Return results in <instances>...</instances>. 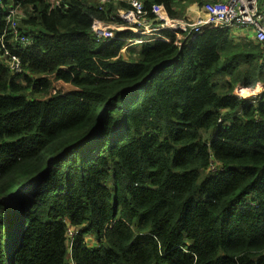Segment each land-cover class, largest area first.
Listing matches in <instances>:
<instances>
[{
    "label": "trees",
    "instance_id": "16d2710c",
    "mask_svg": "<svg viewBox=\"0 0 264 264\" xmlns=\"http://www.w3.org/2000/svg\"><path fill=\"white\" fill-rule=\"evenodd\" d=\"M142 1L159 24L206 15ZM15 2L33 44L0 17V264H264L262 44L208 24L128 56L127 2Z\"/></svg>",
    "mask_w": 264,
    "mask_h": 264
},
{
    "label": "built area",
    "instance_id": "2783aa9c",
    "mask_svg": "<svg viewBox=\"0 0 264 264\" xmlns=\"http://www.w3.org/2000/svg\"><path fill=\"white\" fill-rule=\"evenodd\" d=\"M50 1L58 7L64 0ZM123 1L131 5L128 13L131 17V23L141 29V41L163 38L162 31L165 29L179 30L189 37L200 33L204 26L215 24L220 28H229L237 32L251 28L253 38L261 43L264 48V7L260 5L261 0H211L212 2L208 1L209 5L206 10L210 12L208 16H199L193 21L172 18L160 24L157 19L149 15V11L145 8L142 0H92L91 3H95L99 10L104 11L110 5L117 6ZM0 17L6 22L8 34H10V45L15 47L18 44L21 47H27L33 44L32 37L22 26L21 21L26 17V13L21 5L16 2L8 5L0 0ZM94 36L98 42L106 41L105 33L102 31H96ZM2 58L13 74L23 72L21 57L13 51L11 46L3 44ZM238 97L240 99L246 98L242 94H238ZM258 99L259 95L252 93L248 103H256ZM211 167L215 169V163H212ZM67 232L70 246H72L73 239L79 230L76 227H69Z\"/></svg>",
    "mask_w": 264,
    "mask_h": 264
},
{
    "label": "rangeland",
    "instance_id": "374dc122",
    "mask_svg": "<svg viewBox=\"0 0 264 264\" xmlns=\"http://www.w3.org/2000/svg\"><path fill=\"white\" fill-rule=\"evenodd\" d=\"M83 1H87L88 3H90L92 0H83ZM207 1L208 0H206V2ZM14 2H15V0H9L8 3H6V4L11 5V4H14ZM203 2H205V0H203ZM210 2H212V1H210ZM185 4H189V8H191V7H194L197 4V2L195 0H189V1L186 0L185 3H183V5H185ZM260 5H261V7H264V0H261L260 1ZM189 8H186L185 10H188ZM24 11H25V8H24ZM205 12H206V15L207 16L210 15V12L209 11H205ZM251 30L252 29L250 28L248 30H241V32L235 31L236 34H237L236 37L238 39H240V40L247 39L249 41H254L255 39L253 38V35L251 34ZM102 43H105V42H102ZM85 239H86V243H87L88 247H90L92 249L98 247L99 244H100L99 239H97L95 236L86 235L85 236Z\"/></svg>",
    "mask_w": 264,
    "mask_h": 264
},
{
    "label": "crops",
    "instance_id": "0c3cea01",
    "mask_svg": "<svg viewBox=\"0 0 264 264\" xmlns=\"http://www.w3.org/2000/svg\"><path fill=\"white\" fill-rule=\"evenodd\" d=\"M196 2H197V0H195ZM208 1H211V0H208ZM208 1L206 2V0H205V2H204V5H203V9H204V11H206L207 10V6L209 5V3H208ZM192 8V10H190L191 12L193 11V9H195V11L196 10H202V6H199V2H197V4L194 6V7H191ZM199 17V16H198ZM239 32H241V31H239ZM244 32V31H243ZM233 33L237 36V34H236V32L235 31H233ZM240 35V34H239ZM143 40L141 41H137V42H135V43H133V44H131L127 49H126V54L128 55V56H132V55H136V54H138L140 51H141V49H142V46H143Z\"/></svg>",
    "mask_w": 264,
    "mask_h": 264
}]
</instances>
